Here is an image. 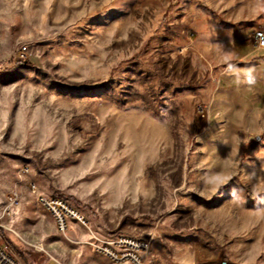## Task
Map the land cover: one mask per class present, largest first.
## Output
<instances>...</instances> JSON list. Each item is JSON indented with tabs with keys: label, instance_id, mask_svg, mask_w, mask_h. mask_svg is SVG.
I'll use <instances>...</instances> for the list:
<instances>
[{
	"label": "rangeland",
	"instance_id": "374dc122",
	"mask_svg": "<svg viewBox=\"0 0 264 264\" xmlns=\"http://www.w3.org/2000/svg\"><path fill=\"white\" fill-rule=\"evenodd\" d=\"M264 0H0V208L22 264H264ZM21 57V53H23ZM27 169L23 172V169ZM82 221L65 232L28 189Z\"/></svg>",
	"mask_w": 264,
	"mask_h": 264
},
{
	"label": "built area",
	"instance_id": "2783aa9c",
	"mask_svg": "<svg viewBox=\"0 0 264 264\" xmlns=\"http://www.w3.org/2000/svg\"><path fill=\"white\" fill-rule=\"evenodd\" d=\"M252 44L256 50H264V31L257 29L252 34ZM21 53V57H23ZM27 169H23L26 172ZM30 193L36 202L53 218L56 229L63 233L67 230L71 220L82 221V218L63 199L46 197L38 193L34 183H29ZM20 203L17 193L8 195L5 203L0 208V264H22L14 248L5 239V230H10L3 225V221L11 216L12 209ZM98 253L104 255L112 262L128 261L132 264H143L146 246L128 237H121L96 247Z\"/></svg>",
	"mask_w": 264,
	"mask_h": 264
}]
</instances>
